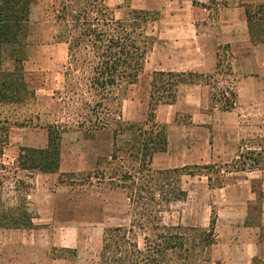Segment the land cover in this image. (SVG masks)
I'll return each instance as SVG.
<instances>
[{"label": "trees", "instance_id": "trees-1", "mask_svg": "<svg viewBox=\"0 0 264 264\" xmlns=\"http://www.w3.org/2000/svg\"><path fill=\"white\" fill-rule=\"evenodd\" d=\"M31 4L32 0H2L0 3V106L36 99L24 68L23 22L29 21ZM52 11L56 25L54 37L67 45V60L63 88L55 92L54 111L48 116L54 121L42 125L49 133L47 146L21 147L13 162H5L4 149L10 143L11 123L0 112V264H10L2 255V230L34 225L28 201L32 185L20 173L28 170L52 172L60 165V139L71 125L58 120H79L75 127L87 135L110 129L116 150L124 151L134 161L130 169L121 173L116 184L127 193L130 222L104 228L96 264H190L192 260L198 261V251L215 243L217 214L213 211L209 228L165 222L164 213L170 203L187 196L173 174L196 173L187 172V166L168 170L153 168L154 155L164 151L168 144L166 126L154 120V111L161 103H174L180 86L187 83L188 78H213L214 75L154 71L147 120L126 121L123 101L144 71L156 39L151 27L160 19V12L131 8L117 16L109 0H56ZM5 52L14 63L12 69L4 68ZM229 56L222 49L218 51L216 72L222 69ZM228 68L231 69L229 62ZM222 97L226 99L223 108L230 109L234 105L235 91L229 95L223 91L214 92L216 100L221 101ZM121 136H128L122 140L123 145L119 144ZM194 167L213 170L216 166ZM208 178L210 187H214L212 175L208 174ZM10 183L16 202L8 205L4 194ZM63 250L77 253L76 249Z\"/></svg>", "mask_w": 264, "mask_h": 264}, {"label": "rangeland", "instance_id": "rangeland-1", "mask_svg": "<svg viewBox=\"0 0 264 264\" xmlns=\"http://www.w3.org/2000/svg\"><path fill=\"white\" fill-rule=\"evenodd\" d=\"M109 1L117 16L124 15L131 8L158 10L162 13V20H180L191 15L186 10L172 12L173 6L189 5V0ZM55 2L32 0L29 21L23 22L25 77L30 88L36 92V99L0 106L2 116L7 117L11 123L10 143L4 149L5 162H13L21 147L43 148L48 144L49 133L42 125L54 121L49 120L51 117L48 116L54 111L55 92L63 88V72L67 60V45L57 42L54 37L56 25L52 10ZM157 24L155 22L151 27L154 35L158 31ZM222 51L227 52L226 49ZM153 59L150 53L138 82L128 91L127 120H147L149 100L146 94ZM3 62L4 68H13L14 63L7 52L4 53ZM210 74L214 75L213 78L191 77L187 83L207 82L213 86L214 92L216 87L222 88L228 84L235 88V78L228 68V58L221 70ZM140 98L144 99L142 104ZM223 99L215 101L223 107L226 100ZM58 121L71 125L60 139L59 167L52 172L28 170L20 173L22 178L31 183L30 193L35 190L34 177L37 173H57L58 179L42 193L45 195L44 201H38L35 206L29 205L34 222L32 228L2 230V255L10 264H96L104 228L130 222L127 193L116 187V184L121 173L133 166L132 158L124 151L116 150L110 129L87 135L75 127V122L79 120ZM127 137L121 136L119 144L123 145L122 140ZM256 149L260 150L258 147ZM254 152L245 148L236 161L227 164L226 170L189 166L186 171L195 172V175L182 172L173 174L187 191V196L170 203L164 213L166 223L181 222L188 226L209 228L213 211L217 214L215 243L199 250L198 261L192 260L190 264H247L245 248L248 247V229L245 223L248 222V175L236 173L235 170L244 164L247 168L252 167L258 161L264 164V155ZM153 168L161 170L157 164H153ZM227 170L232 172L227 173ZM202 173L212 175L214 187H210L206 177L200 176ZM219 182H223L224 187H218ZM11 188L10 183L4 194L8 205L16 202V194ZM28 200H32L30 196ZM39 207H43V218L39 216ZM63 248L76 249L77 253L64 251Z\"/></svg>", "mask_w": 264, "mask_h": 264}, {"label": "crops", "instance_id": "crops-1", "mask_svg": "<svg viewBox=\"0 0 264 264\" xmlns=\"http://www.w3.org/2000/svg\"><path fill=\"white\" fill-rule=\"evenodd\" d=\"M189 2L172 7L174 13L188 11V18L162 20L160 13L156 39L149 52L154 58L152 73H214L218 51L226 49L236 97L234 105L224 109L214 98L210 83L182 84L174 103H161L154 111V120L166 126L168 144L164 151L154 155L152 166L157 164L161 170H168L213 164L226 170L227 164L236 161L245 148L264 155V0ZM151 80L147 84L148 100ZM143 101L140 98L141 104ZM126 102L127 98L122 105L124 119L142 121L127 120ZM235 172L248 175L246 262L264 264V164L258 161L248 168L244 164ZM200 176L206 177L209 184L208 175ZM57 179V173H37L35 190L28 195L32 199L28 200L29 205L44 201L42 193ZM217 186L222 188L224 183ZM39 208L43 218V207Z\"/></svg>", "mask_w": 264, "mask_h": 264}, {"label": "built area", "instance_id": "built-area-1", "mask_svg": "<svg viewBox=\"0 0 264 264\" xmlns=\"http://www.w3.org/2000/svg\"><path fill=\"white\" fill-rule=\"evenodd\" d=\"M215 91L217 92L223 91L227 95H229L231 91H234V86L232 84H228L227 86H223L222 88L218 86L215 88Z\"/></svg>", "mask_w": 264, "mask_h": 264}]
</instances>
